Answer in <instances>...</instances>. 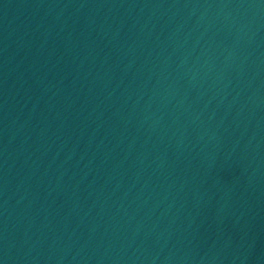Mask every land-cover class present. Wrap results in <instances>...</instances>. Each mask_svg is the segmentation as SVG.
<instances>
[{
	"label": "water",
	"instance_id": "1",
	"mask_svg": "<svg viewBox=\"0 0 264 264\" xmlns=\"http://www.w3.org/2000/svg\"><path fill=\"white\" fill-rule=\"evenodd\" d=\"M0 264H264V0H0Z\"/></svg>",
	"mask_w": 264,
	"mask_h": 264
}]
</instances>
